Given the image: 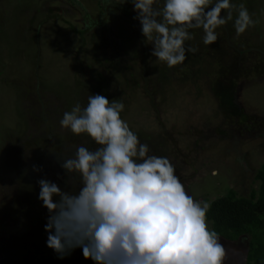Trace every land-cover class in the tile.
Instances as JSON below:
<instances>
[{
    "label": "rangeland",
    "instance_id": "374dc122",
    "mask_svg": "<svg viewBox=\"0 0 264 264\" xmlns=\"http://www.w3.org/2000/svg\"><path fill=\"white\" fill-rule=\"evenodd\" d=\"M244 3L258 20L239 37L232 22L180 65L151 57L131 3L0 0V264H94L77 247L47 246L49 215L39 179L65 189L61 158L87 135L62 129L65 111L91 94L121 100V113L151 154L176 165L189 195L209 202L258 192L264 163V0ZM235 17V13H234ZM33 165L41 171L33 170ZM211 229V221H207ZM220 237L225 264H244L249 236Z\"/></svg>",
    "mask_w": 264,
    "mask_h": 264
},
{
    "label": "clouds",
    "instance_id": "9594fccd",
    "mask_svg": "<svg viewBox=\"0 0 264 264\" xmlns=\"http://www.w3.org/2000/svg\"><path fill=\"white\" fill-rule=\"evenodd\" d=\"M126 3L151 57L169 68L198 51L186 44L193 30L211 45L229 22L237 37L259 23L233 0H115ZM124 108L121 100L91 94L86 106L63 113L61 128L87 135L95 147L75 145L61 158L65 189L37 181L49 213L47 246L60 258L79 247L94 264H225L227 251L207 222L209 204L188 194L169 158L151 154L122 118Z\"/></svg>",
    "mask_w": 264,
    "mask_h": 264
},
{
    "label": "trees",
    "instance_id": "16d2710c",
    "mask_svg": "<svg viewBox=\"0 0 264 264\" xmlns=\"http://www.w3.org/2000/svg\"><path fill=\"white\" fill-rule=\"evenodd\" d=\"M258 192L234 198L229 191L209 202L207 221L219 236L229 240L249 236L244 264H264V163L256 173Z\"/></svg>",
    "mask_w": 264,
    "mask_h": 264
}]
</instances>
